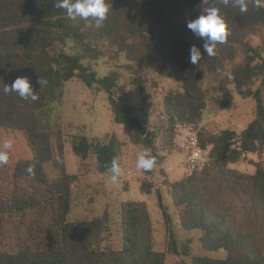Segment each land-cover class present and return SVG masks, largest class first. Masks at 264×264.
Here are the masks:
<instances>
[{"label":"trees","instance_id":"trees-1","mask_svg":"<svg viewBox=\"0 0 264 264\" xmlns=\"http://www.w3.org/2000/svg\"><path fill=\"white\" fill-rule=\"evenodd\" d=\"M56 2L0 0V127L22 131L33 153L32 158L16 163L9 181L0 187V264H165L166 254L153 248L152 226L144 202L121 203L122 238L118 248L103 243V235L110 230L107 216L82 223L68 220L72 185L79 175L66 173L63 145L58 141L55 165L60 175L50 180L46 165L54 160V147L38 113L60 98L65 81L76 78L90 88L106 91L115 122L127 126L132 143L153 147L156 135L146 138L148 127L126 99L118 73L112 71L100 77L93 62L106 50H115L125 55L127 67L135 73L154 70L174 77L180 88L169 91L163 102L164 113L174 125L201 117L207 104L202 89L205 73L217 72L243 53V61L221 83L214 100L219 108L230 109L234 92L229 85L233 84L242 98L256 100L255 116L241 133L225 129L213 137L211 164L195 173L208 170L214 161L218 166L226 165L247 153H263L264 42L254 46L249 38L259 31L264 33V8H255L254 0H247L246 12L234 7L231 0L228 5L223 0H106L107 18L96 29L79 18L70 20L64 9L55 7ZM209 7L218 8L228 26L227 40L217 44L213 56L204 53L203 39L186 26ZM72 43L76 44L74 51L69 50ZM193 45L202 53L196 65L188 60ZM18 77L29 78L33 91L38 93L37 100L4 93L5 84L11 85ZM40 78L47 81L42 88L37 83ZM200 141L207 145L201 137ZM71 143L75 155L84 161L91 158L101 173L108 172L112 159L118 161L120 156L121 142L115 136L106 141L74 136ZM235 144L237 148H233ZM152 156L156 164L163 160L159 155ZM29 165L34 166L32 174L27 171ZM255 166L254 175L241 174L233 183L220 180L215 184L224 195L238 192L240 187L239 194L254 203L247 208L251 211L241 227L233 225L225 213L221 217L213 215L216 199L206 195L208 186L199 190L189 179L172 191L177 204L186 207L184 229L202 230V246L210 251L226 249L225 259L195 256L188 263L185 257L189 251L178 249L171 215L159 193L169 230V251L182 256L173 264H264V165L259 162ZM151 186L147 179L143 181V187Z\"/></svg>","mask_w":264,"mask_h":264},{"label":"rangeland","instance_id":"rangeland-1","mask_svg":"<svg viewBox=\"0 0 264 264\" xmlns=\"http://www.w3.org/2000/svg\"><path fill=\"white\" fill-rule=\"evenodd\" d=\"M249 42L254 46H261L264 42V33L259 31L250 36ZM75 47L76 44L72 43L69 50L74 51ZM243 58V53H239L235 61L226 63L224 68L217 72H206L202 81L206 108L199 119L188 124L195 126L202 141L207 143L211 150L214 148L211 142L213 137L225 129H233L241 133L255 116L256 100L253 97L242 98L233 84L229 85L234 92L230 109L219 108L214 100L219 95L221 83L231 73L233 67L243 61ZM93 65L100 77L112 71L118 73L119 86L122 87L126 99L136 108L139 118L147 125L149 137H152L153 133L156 135V141L153 147L144 143H132L127 126L115 122L106 91L90 88L76 78L65 81L60 98L40 111L38 116L43 128L51 134L54 147V160L46 165L50 180L60 175L55 165V159L59 158L58 141L63 145L66 173L79 175V180L72 185V209L68 220L82 223L97 216H107L110 230L103 235V243L118 248L122 238L121 203L144 202L152 226L153 248L166 254L165 264H173L182 260V256L174 255L169 251V230L158 201L160 193L172 218L171 227L176 234L178 249L189 251V255L185 257L188 263H191L192 257L195 256L212 259L227 258L226 249L210 251L202 246V230L184 229L186 207L177 204L172 192L173 188L189 179L199 190H203L204 185L208 186L206 195L210 199H216L213 215L221 217L225 213L233 225L241 227L240 224L248 218L247 212L250 209L247 208L254 203H248V197L239 194L242 193L240 187H237L238 192L230 191L224 195L223 191L218 192L220 190L215 184L220 180L224 181V184L233 183L234 178L241 174L254 175L255 164L260 162L264 165V152L244 154L239 161L226 165L218 166L214 161L208 170L190 174L185 167V151L174 145L177 125L187 122L178 121L174 125L170 124L163 109L164 98L168 92L180 88L175 78L162 76L154 70H141L135 73L127 67L128 61L125 55H118L115 50H106L105 55L94 61ZM135 79L140 81L139 84H135ZM258 85L259 83L256 84ZM82 135L102 141L115 136L121 142L118 163L123 174L119 183L111 182L109 171L99 172L95 161L91 158L84 161L75 155L71 140L74 136ZM5 139H12L14 146L9 151L8 164L0 166V187L9 181L14 166L20 159L33 157L26 135L22 131L0 127V143ZM237 147L238 144L233 146V148ZM145 148L151 150V155L163 157L162 162L154 166L151 175L145 174L136 167L138 153ZM146 179L151 183V187H143V181ZM214 192L216 193L213 194ZM210 219H212L211 215ZM259 241L263 244L260 237ZM261 251L264 253V249Z\"/></svg>","mask_w":264,"mask_h":264},{"label":"clouds","instance_id":"clouds-1","mask_svg":"<svg viewBox=\"0 0 264 264\" xmlns=\"http://www.w3.org/2000/svg\"><path fill=\"white\" fill-rule=\"evenodd\" d=\"M230 0H223L228 5ZM234 7H238L241 12L248 10L247 0H231ZM55 7L64 9L67 17L75 21L78 18L88 22L89 26L99 29L103 26L107 18L109 8L106 0H57ZM254 7L257 9L264 8V0H254ZM94 22V23H93ZM187 28L197 37L203 39V51L208 56L215 55L217 44L225 43L228 37V26L216 7L207 8L203 14L187 22ZM202 58L200 48L193 45L190 48L188 60L191 64L196 65ZM37 83L41 88L47 83L46 80L39 79ZM4 93L14 92L22 100H37L38 93L33 91L28 77H18L11 85L5 84ZM14 141L5 139L0 143V166L7 165L9 162V151L13 149ZM156 164V158L151 155V150L143 149L138 153L136 167L144 172H150ZM33 165H29L27 171L33 173ZM111 173V182L119 183L123 174L122 168L118 161L113 158L108 169Z\"/></svg>","mask_w":264,"mask_h":264},{"label":"built area","instance_id":"built-area-1","mask_svg":"<svg viewBox=\"0 0 264 264\" xmlns=\"http://www.w3.org/2000/svg\"><path fill=\"white\" fill-rule=\"evenodd\" d=\"M174 145L185 151L186 170L193 174L209 167L212 160V150L209 145H202L199 131L192 124H179L176 128Z\"/></svg>","mask_w":264,"mask_h":264},{"label":"water","instance_id":"water-1","mask_svg":"<svg viewBox=\"0 0 264 264\" xmlns=\"http://www.w3.org/2000/svg\"><path fill=\"white\" fill-rule=\"evenodd\" d=\"M149 133V132H148ZM149 137V134L146 136V138H148Z\"/></svg>","mask_w":264,"mask_h":264}]
</instances>
